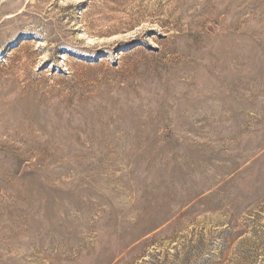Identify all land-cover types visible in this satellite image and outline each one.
Here are the masks:
<instances>
[{
    "label": "rangeland",
    "instance_id": "rangeland-1",
    "mask_svg": "<svg viewBox=\"0 0 264 264\" xmlns=\"http://www.w3.org/2000/svg\"><path fill=\"white\" fill-rule=\"evenodd\" d=\"M0 264H264V0H0Z\"/></svg>",
    "mask_w": 264,
    "mask_h": 264
},
{
    "label": "bare ground",
    "instance_id": "bare-ground-1",
    "mask_svg": "<svg viewBox=\"0 0 264 264\" xmlns=\"http://www.w3.org/2000/svg\"><path fill=\"white\" fill-rule=\"evenodd\" d=\"M31 100V99H30ZM21 103V102H20ZM8 104H11V103H8ZM28 105V104H27ZM7 107H9V106H7ZM24 107V106H23ZM22 107V108H23ZM25 109V108H24ZM31 109V108H30ZM34 110V109H33ZM26 113V112H25ZM29 113V112H28ZM31 114V113H30ZM7 115V114H6ZM28 115V114H27ZM22 119V118H21ZM46 119V118H45ZM18 120V119H17ZM16 120V121H17ZM47 123V122H46ZM52 123V122H51ZM26 124V123H25ZM32 125V124H31ZM5 126V125H4ZM50 126V125H49ZM55 128V127H54ZM27 129V128H26ZM31 129V128H30ZM35 129V128H34ZM11 130V129H10ZM46 130V129H45ZM57 130V129H56ZM14 131V130H13ZM28 131V130H27ZM47 131V130H46ZM9 133V132H8ZM39 133V132H38ZM54 133V132H53ZM16 136V135H15ZM52 137V136H51ZM38 138V137H37ZM45 139V138H44ZM36 140V139H35ZM59 142V141H58ZM57 143V142H56ZM61 145V144H60ZM61 150V149H60ZM60 153V152H59Z\"/></svg>",
    "mask_w": 264,
    "mask_h": 264
}]
</instances>
